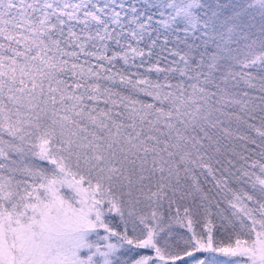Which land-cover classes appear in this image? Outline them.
<instances>
[{
	"label": "snow or ice",
	"instance_id": "6c2138e0",
	"mask_svg": "<svg viewBox=\"0 0 264 264\" xmlns=\"http://www.w3.org/2000/svg\"><path fill=\"white\" fill-rule=\"evenodd\" d=\"M0 264H264V0H0Z\"/></svg>",
	"mask_w": 264,
	"mask_h": 264
}]
</instances>
